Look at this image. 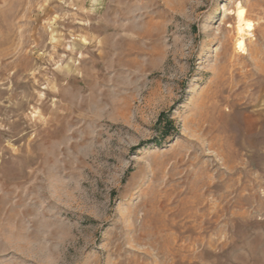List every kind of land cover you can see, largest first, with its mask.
Here are the masks:
<instances>
[{"label": "rangeland", "instance_id": "374dc122", "mask_svg": "<svg viewBox=\"0 0 264 264\" xmlns=\"http://www.w3.org/2000/svg\"><path fill=\"white\" fill-rule=\"evenodd\" d=\"M0 264H264V0H0Z\"/></svg>", "mask_w": 264, "mask_h": 264}, {"label": "bare ground", "instance_id": "6f19581e", "mask_svg": "<svg viewBox=\"0 0 264 264\" xmlns=\"http://www.w3.org/2000/svg\"><path fill=\"white\" fill-rule=\"evenodd\" d=\"M236 17V40H235V50L239 54H246V39L254 35L255 22L247 18V9L241 3L238 2L235 9Z\"/></svg>", "mask_w": 264, "mask_h": 264}, {"label": "trees", "instance_id": "16d2710c", "mask_svg": "<svg viewBox=\"0 0 264 264\" xmlns=\"http://www.w3.org/2000/svg\"><path fill=\"white\" fill-rule=\"evenodd\" d=\"M164 117H165V114H161L160 122H162L164 120ZM171 126H172V123L169 124L168 121L166 120V126L165 127L170 128ZM167 133H170L169 129L167 130Z\"/></svg>", "mask_w": 264, "mask_h": 264}]
</instances>
